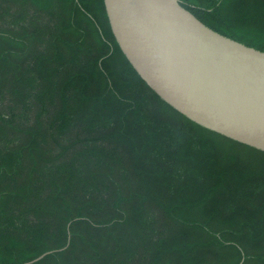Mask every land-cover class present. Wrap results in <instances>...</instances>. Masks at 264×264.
Returning a JSON list of instances; mask_svg holds the SVG:
<instances>
[{
	"label": "trees",
	"instance_id": "obj_1",
	"mask_svg": "<svg viewBox=\"0 0 264 264\" xmlns=\"http://www.w3.org/2000/svg\"><path fill=\"white\" fill-rule=\"evenodd\" d=\"M264 52V0H179ZM264 264V152L156 95L104 0H0V264Z\"/></svg>",
	"mask_w": 264,
	"mask_h": 264
},
{
	"label": "water",
	"instance_id": "obj_2",
	"mask_svg": "<svg viewBox=\"0 0 264 264\" xmlns=\"http://www.w3.org/2000/svg\"><path fill=\"white\" fill-rule=\"evenodd\" d=\"M104 3L118 45L156 95L197 125L264 152L263 51L209 28L179 0Z\"/></svg>",
	"mask_w": 264,
	"mask_h": 264
}]
</instances>
